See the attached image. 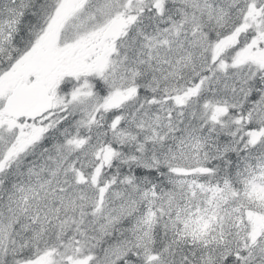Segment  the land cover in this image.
Masks as SVG:
<instances>
[{"label": "snow or ice", "instance_id": "snow-or-ice-1", "mask_svg": "<svg viewBox=\"0 0 264 264\" xmlns=\"http://www.w3.org/2000/svg\"><path fill=\"white\" fill-rule=\"evenodd\" d=\"M0 264H264V0H0Z\"/></svg>", "mask_w": 264, "mask_h": 264}]
</instances>
